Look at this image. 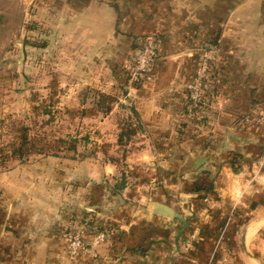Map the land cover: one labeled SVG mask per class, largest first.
Segmentation results:
<instances>
[{
	"label": "crops",
	"instance_id": "crops-1",
	"mask_svg": "<svg viewBox=\"0 0 264 264\" xmlns=\"http://www.w3.org/2000/svg\"><path fill=\"white\" fill-rule=\"evenodd\" d=\"M18 3L54 39L55 50L67 45L72 56L66 67L74 86L78 82L89 86L95 75L89 74L92 66L96 73L99 69L112 73L97 81L106 87L99 90L97 101L103 94L113 100L103 113L93 111L103 123L125 117L132 132L181 133L187 116L185 85L209 41L219 44L217 68L223 73L218 84L227 104L216 110L208 146L201 145L203 140L175 138L163 145L171 149L175 164L161 170L158 165L156 170L173 184L170 188L169 181L168 186L158 181L162 187L150 192L147 206H134L127 197L134 194L115 188L124 175L95 177L87 168L77 174L76 166L69 164L63 180H58L54 165L59 161L52 157L41 159L44 165L52 163L41 174L32 163L1 171L0 264H264V123L234 121L251 113L264 116V0ZM145 37H153L159 50L152 73L137 84L128 83L123 64ZM78 69L85 72L81 79L75 77ZM113 129L117 132L118 124ZM148 143L156 149L153 140ZM138 145L142 149L143 144ZM203 147L209 150L202 151ZM230 150L241 155L233 166L226 158ZM185 177H191L190 185L185 186ZM204 179H212V188L193 192ZM154 202L169 205L182 218L153 213ZM75 224L86 226V239L107 227L113 231L95 248L94 256L70 259L63 230Z\"/></svg>",
	"mask_w": 264,
	"mask_h": 264
},
{
	"label": "rangeland",
	"instance_id": "rangeland-1",
	"mask_svg": "<svg viewBox=\"0 0 264 264\" xmlns=\"http://www.w3.org/2000/svg\"><path fill=\"white\" fill-rule=\"evenodd\" d=\"M30 18L29 10L25 12L18 0L13 2L0 0V146L11 142L15 129L25 127L31 138L41 139L39 144L47 148L44 151L30 153L24 161L0 156V172L10 171L21 164L32 163L31 165L37 168L35 172L41 174L52 164L46 162L44 165L41 159L52 157L59 161L58 164L54 163L56 169L53 170L57 173L58 180H63V176L70 169L69 164L76 166L74 173L77 174L82 172L81 169L85 171L87 168L88 173L95 177L103 173L108 178L110 176L119 178L124 175L125 180H120L117 184L124 181L125 188L119 190L124 189L125 195L134 194L132 198L127 196L134 206L150 205L152 201L149 197L150 192L162 187L161 184H156L158 181L164 186H168L169 181L170 188L173 184L172 178H163L156 170L158 165L161 170L175 164L170 160L171 149L163 145L173 138L176 141L197 143L203 140L204 144L201 145L206 146L209 145L208 139L213 140L211 130L213 121L218 119L215 117L216 110L224 109L227 104L226 100L224 102L221 99V88L218 84L223 73V70L217 68L220 58L219 44L213 41L204 44L197 68L185 85L187 116L184 118V130L178 134L151 136L132 132L129 118H119L120 121L117 123L107 119L103 123V117L95 115L96 113L93 115L94 110L103 113L113 102L112 98L105 94L100 96V102L97 101L99 90L106 89L102 81L97 83L98 78L112 73L107 69H99L96 73L95 67L92 66L89 74L95 75L90 76L89 86L84 87L83 85L87 83L82 82L74 86L70 75L71 69L66 67L72 56L71 52H67V45L56 51L52 44L54 39ZM118 55L115 54L114 58ZM204 62L206 69L201 80L197 82V75ZM87 70L85 71L88 72ZM84 75L85 72L78 69L75 77L81 79ZM113 75L117 76L116 72ZM116 109L120 110V106ZM234 121L243 125H257L258 122L264 123V116H255L251 113L242 118L234 117ZM117 124L120 131L116 132L113 128L117 129ZM109 128L115 131H108ZM152 140L156 146L155 150L147 146ZM138 144H143L142 149ZM201 149L209 150L208 147ZM158 160L163 163H158ZM76 162H84V165L78 166ZM188 164L189 162H186L185 166ZM161 173L163 171H160ZM191 180V177H185L183 180L185 186L190 185ZM210 180L204 179L202 182L208 184ZM79 226L82 225L75 224L67 232L63 230L66 248L67 234ZM82 227L86 229V226ZM104 230H108V236L113 231L110 227ZM108 236L90 251H82L73 256L67 253V257L74 259L82 254L94 256L95 248L105 243Z\"/></svg>",
	"mask_w": 264,
	"mask_h": 264
},
{
	"label": "built area",
	"instance_id": "built-area-1",
	"mask_svg": "<svg viewBox=\"0 0 264 264\" xmlns=\"http://www.w3.org/2000/svg\"><path fill=\"white\" fill-rule=\"evenodd\" d=\"M158 45L153 37L143 38L135 48V50L128 55L124 64L123 71L125 72L128 83H135L150 73H152L153 64L158 56ZM206 69V63H203V68L197 75V82L203 77V72ZM194 88L195 86H190ZM194 97V96H193ZM108 230L95 231L91 235V240H84L83 235L86 233V229L82 226L77 227L73 231L67 234V253L69 256H73L79 252H87L94 248L97 244L101 243L108 236Z\"/></svg>",
	"mask_w": 264,
	"mask_h": 264
},
{
	"label": "trees",
	"instance_id": "trees-1",
	"mask_svg": "<svg viewBox=\"0 0 264 264\" xmlns=\"http://www.w3.org/2000/svg\"><path fill=\"white\" fill-rule=\"evenodd\" d=\"M127 79V78H126ZM135 82L133 84H137ZM109 108H107L108 110ZM13 137L11 142L7 143L4 146H0V156L9 158V159H18L24 161L30 153L44 151L46 146L39 144L41 139H33L29 136L28 130L25 127H19L13 132ZM65 142V141H63ZM227 162L233 166L234 163L241 158V155L235 151H228L226 154ZM20 161V162H22ZM212 183L204 184L203 182L195 185L192 189L195 193H200L201 191H209L212 188ZM123 187V182L121 184L115 185V188L118 190Z\"/></svg>",
	"mask_w": 264,
	"mask_h": 264
},
{
	"label": "water",
	"instance_id": "water-1",
	"mask_svg": "<svg viewBox=\"0 0 264 264\" xmlns=\"http://www.w3.org/2000/svg\"><path fill=\"white\" fill-rule=\"evenodd\" d=\"M20 55L22 56L23 53L21 52ZM152 212L157 215L170 218V219L174 217L182 218V216L176 213V211L172 207H170L167 204L161 203V202H154L152 204Z\"/></svg>",
	"mask_w": 264,
	"mask_h": 264
}]
</instances>
